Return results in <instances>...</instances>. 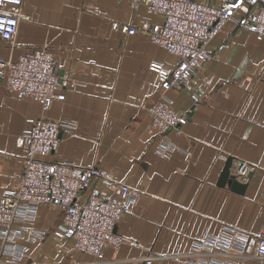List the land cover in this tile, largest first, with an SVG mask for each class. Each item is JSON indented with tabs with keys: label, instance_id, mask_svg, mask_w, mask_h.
Masks as SVG:
<instances>
[{
	"label": "crops",
	"instance_id": "1",
	"mask_svg": "<svg viewBox=\"0 0 264 264\" xmlns=\"http://www.w3.org/2000/svg\"><path fill=\"white\" fill-rule=\"evenodd\" d=\"M21 11L28 17L19 20L12 48L0 38V58L48 48L58 75L63 72L57 89L65 97L44 114L74 126L59 130L46 158L95 164L113 180H92L83 199L89 193L113 195L117 182L127 183L136 196L115 225L123 241L105 246L102 258L54 234L61 209L41 205L28 225L48 235L30 245L27 260L0 255V264H141L148 251L153 264H190L207 256L192 249L195 240L226 226L259 232L264 225V36L228 20L210 39V58L190 80L168 90L169 109L184 112L185 120L166 132L174 149L162 156L157 153L161 135L147 110L160 92L149 64L157 59L170 66L176 55L115 23L161 24L163 16L142 2L134 8L129 0H23ZM41 114L36 100L9 91L0 77V194L16 187L23 166L16 137ZM227 156L233 170L239 160L249 164L245 175L237 176L246 183L242 193L218 184ZM256 246L253 236L242 252L217 253L237 258L238 264H264Z\"/></svg>",
	"mask_w": 264,
	"mask_h": 264
},
{
	"label": "built area",
	"instance_id": "2",
	"mask_svg": "<svg viewBox=\"0 0 264 264\" xmlns=\"http://www.w3.org/2000/svg\"><path fill=\"white\" fill-rule=\"evenodd\" d=\"M134 8L142 2L163 16L162 23L142 22L135 26L115 23L126 34L136 31L148 35L163 49L173 52L176 60L170 66L154 59L149 67L159 82L157 99L148 106L152 126L161 135L157 153L168 156L174 149L166 137L169 129L177 128L185 120L184 112H173L168 105V90L178 88L190 80L195 69L210 58L207 44L228 20L264 36V0H218V4H203L195 0H129ZM23 0H0V38L13 47V39L20 19L28 16L21 11ZM247 9L242 10V8ZM254 7V8H252ZM58 73L52 52L46 47H31L15 58H0V77L6 88L17 96L36 100L42 114L30 119V126L17 137L16 145L23 151V166L14 189L0 194V255L13 262L29 258L30 245L43 240L48 231L28 225L36 219L41 205L59 207L61 218L53 233L71 238L75 249L102 258L105 246L117 247L123 237L115 225L124 212L130 210L136 191L127 183L117 182L113 195L83 194L94 179L111 184L95 164L81 165L72 160L47 159L55 149L62 127H74L64 120L47 117L44 112L53 101L63 100L65 94L57 89ZM249 164L239 160L234 173L244 176ZM257 238V252L264 257V225L255 235L240 228L226 226L218 234H208L195 240L192 249L205 252L190 264H238L237 258L217 252L245 250L251 237ZM224 256V257H223ZM154 254L148 251L141 264H153Z\"/></svg>",
	"mask_w": 264,
	"mask_h": 264
},
{
	"label": "water",
	"instance_id": "3",
	"mask_svg": "<svg viewBox=\"0 0 264 264\" xmlns=\"http://www.w3.org/2000/svg\"><path fill=\"white\" fill-rule=\"evenodd\" d=\"M62 74L63 72L60 71L58 81H60ZM232 159H233L232 156L226 157L224 166L222 168L220 177L218 179V184L220 185L227 184L232 190L242 193L246 187V183L240 182L237 180L236 174L233 172V169H232V165H233Z\"/></svg>",
	"mask_w": 264,
	"mask_h": 264
}]
</instances>
